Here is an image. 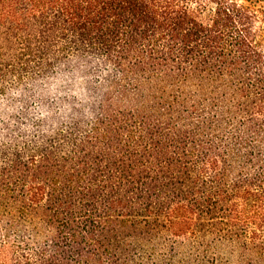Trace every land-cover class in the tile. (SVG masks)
Listing matches in <instances>:
<instances>
[{"label":"trees","instance_id":"1","mask_svg":"<svg viewBox=\"0 0 264 264\" xmlns=\"http://www.w3.org/2000/svg\"><path fill=\"white\" fill-rule=\"evenodd\" d=\"M264 0H0V264H264Z\"/></svg>","mask_w":264,"mask_h":264},{"label":"rangeland","instance_id":"2","mask_svg":"<svg viewBox=\"0 0 264 264\" xmlns=\"http://www.w3.org/2000/svg\"><path fill=\"white\" fill-rule=\"evenodd\" d=\"M257 6L261 9H264V1L259 2ZM263 43H264V39H263Z\"/></svg>","mask_w":264,"mask_h":264}]
</instances>
